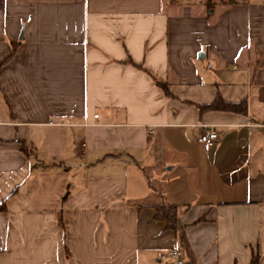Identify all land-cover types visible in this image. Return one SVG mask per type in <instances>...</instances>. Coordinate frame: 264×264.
Listing matches in <instances>:
<instances>
[{"label":"crops","instance_id":"1","mask_svg":"<svg viewBox=\"0 0 264 264\" xmlns=\"http://www.w3.org/2000/svg\"><path fill=\"white\" fill-rule=\"evenodd\" d=\"M1 203L0 264H264V0H0Z\"/></svg>","mask_w":264,"mask_h":264},{"label":"trees","instance_id":"2","mask_svg":"<svg viewBox=\"0 0 264 264\" xmlns=\"http://www.w3.org/2000/svg\"><path fill=\"white\" fill-rule=\"evenodd\" d=\"M241 104L231 105L225 104L221 102L218 98H215L212 103L202 106L201 110H235L236 108H240ZM21 153L28 158L31 153L29 148L25 149L21 146L20 148ZM65 198V194L60 198V201L63 202ZM4 209L3 203L0 204V211ZM154 219L159 220L164 223L166 229H170L176 232L175 227V208L171 205L161 204L154 208ZM257 254H251L248 264H257Z\"/></svg>","mask_w":264,"mask_h":264},{"label":"built area","instance_id":"3","mask_svg":"<svg viewBox=\"0 0 264 264\" xmlns=\"http://www.w3.org/2000/svg\"><path fill=\"white\" fill-rule=\"evenodd\" d=\"M215 139H216L215 133L209 129V130H205L202 133H200L196 138V142L199 145H201V147L204 150H207L208 148L212 146ZM179 255L180 253L177 250H171L167 252L166 257L167 259L170 260L169 264H181Z\"/></svg>","mask_w":264,"mask_h":264},{"label":"rangeland","instance_id":"4","mask_svg":"<svg viewBox=\"0 0 264 264\" xmlns=\"http://www.w3.org/2000/svg\"><path fill=\"white\" fill-rule=\"evenodd\" d=\"M177 4H193L197 3L199 0H173ZM218 3V0H206V4H209L210 7L216 6Z\"/></svg>","mask_w":264,"mask_h":264}]
</instances>
